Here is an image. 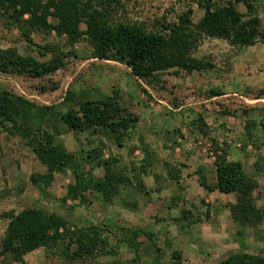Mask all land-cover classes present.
Wrapping results in <instances>:
<instances>
[{"label": "rangeland", "instance_id": "obj_1", "mask_svg": "<svg viewBox=\"0 0 264 264\" xmlns=\"http://www.w3.org/2000/svg\"><path fill=\"white\" fill-rule=\"evenodd\" d=\"M121 2L111 11L112 21L152 27L158 19L177 21L189 8L195 23L204 14L194 0ZM237 6L247 11L243 3ZM257 13L264 25V0H258ZM79 26L86 30V23ZM30 36L0 17L2 47L46 60L53 55L44 49L49 46L63 52L65 65L44 77L0 73L1 86L38 104H61L68 89L95 98L111 95L139 120L122 145L104 131L60 136L74 152L100 146L115 171L129 177L112 202L93 190L85 192V201L70 196L74 175L69 169L55 173L48 184L34 182L33 174H45L46 165L27 141L0 127V264H214L234 251L264 254V223L238 226L230 210L236 195L209 191L200 183V176L209 185L216 183L218 158L240 161L255 181L250 194L264 207V171L257 169L264 164V41L243 47L202 35L192 55L205 67L169 68L147 82L123 63L93 57L86 35L73 38L47 28ZM82 166L80 171L91 170ZM92 172L102 176L105 168L96 166ZM27 207L57 212L73 230L95 224L103 240L90 255L73 257L66 240L17 260L1 251L6 213Z\"/></svg>", "mask_w": 264, "mask_h": 264}, {"label": "trees", "instance_id": "obj_2", "mask_svg": "<svg viewBox=\"0 0 264 264\" xmlns=\"http://www.w3.org/2000/svg\"><path fill=\"white\" fill-rule=\"evenodd\" d=\"M194 1L204 10L198 22L191 20L193 9L189 8L177 21L158 19L152 27L140 21H112L111 11L123 6L121 0H0V17L18 27L28 39L33 30L47 28L69 33L73 38L86 35L93 57L123 63L147 82L169 68L192 71L205 67L192 55L202 35L220 37L243 47L264 41V25L257 13L258 0ZM238 3H243L247 11L240 10ZM51 18L58 19L57 23ZM81 22L86 23V30L80 29ZM46 48L53 55L40 60L32 54L21 53L16 47L0 44V73L31 77L54 74L65 65L63 52ZM138 120L137 114L111 95L95 98L83 90L68 89L61 104H38L0 85V127L27 141L47 167L45 174L35 173L32 180L48 184L55 173L72 170L74 179L68 186L69 195H79L82 201H85V192L93 190L100 193L104 202H112L130 182L129 177L115 171L111 159L101 155L100 146L74 152L60 136L67 132L104 131L122 145ZM82 164L90 165L91 170L80 171ZM263 165L257 164V169L264 171ZM96 166L105 168L102 176L92 172ZM215 166L216 183L209 185L205 176H200L201 185L209 191L217 189L236 195L230 210L238 226L264 223V207L250 194L255 181L244 172L242 163L220 157L215 160ZM6 217L9 222L1 251L11 253L17 260L40 246L66 243V240L73 257L90 255L103 240L97 225L76 226L73 230L64 216L40 207L7 212ZM214 264H264V254L239 250Z\"/></svg>", "mask_w": 264, "mask_h": 264}]
</instances>
